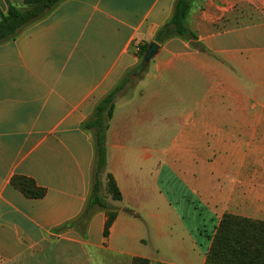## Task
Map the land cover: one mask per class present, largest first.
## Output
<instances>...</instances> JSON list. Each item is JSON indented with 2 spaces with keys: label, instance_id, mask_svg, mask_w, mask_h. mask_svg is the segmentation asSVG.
<instances>
[{
  "label": "crops",
  "instance_id": "obj_1",
  "mask_svg": "<svg viewBox=\"0 0 264 264\" xmlns=\"http://www.w3.org/2000/svg\"><path fill=\"white\" fill-rule=\"evenodd\" d=\"M175 1L64 0L0 43V264H205L224 215L264 222V0H191L204 52L174 37L132 76L105 136L115 219L106 238L104 210L76 222L93 162L81 126Z\"/></svg>",
  "mask_w": 264,
  "mask_h": 264
},
{
  "label": "trees",
  "instance_id": "obj_2",
  "mask_svg": "<svg viewBox=\"0 0 264 264\" xmlns=\"http://www.w3.org/2000/svg\"><path fill=\"white\" fill-rule=\"evenodd\" d=\"M62 1L64 0H23L21 6L9 4L6 12L0 13V43L13 40L22 29L46 16ZM190 7L191 0L175 1L171 18L155 33L154 42L157 45H161L171 38L180 37L191 42L198 51L204 52L202 45L197 42L196 35L187 28L185 23ZM147 46L145 44L138 47L139 61ZM135 70L128 72L115 87L105 94L95 106L91 117L81 126L83 130L89 131L92 135L93 162L90 194L76 222L85 225L94 208L104 210L107 217L103 230L105 238L108 236L116 212L101 196L102 177L105 178L106 194L113 201L121 200L120 192L112 176L105 173V136L113 115L115 99L134 83L135 79L132 77V73ZM11 185L25 197L31 199L41 198L45 192L42 188L37 187L32 180L24 177H13ZM73 224L74 222L67 223L60 230H66ZM132 264L150 263L145 259L134 258ZM205 264H264V222L224 215L213 235Z\"/></svg>",
  "mask_w": 264,
  "mask_h": 264
},
{
  "label": "water",
  "instance_id": "obj_3",
  "mask_svg": "<svg viewBox=\"0 0 264 264\" xmlns=\"http://www.w3.org/2000/svg\"><path fill=\"white\" fill-rule=\"evenodd\" d=\"M158 45L156 43H150L148 44L143 57L141 58L140 62H139V66L138 68L133 72L132 76L134 78H138L139 76H141L145 70L147 69L150 60L157 54L158 52Z\"/></svg>",
  "mask_w": 264,
  "mask_h": 264
},
{
  "label": "rangeland",
  "instance_id": "obj_4",
  "mask_svg": "<svg viewBox=\"0 0 264 264\" xmlns=\"http://www.w3.org/2000/svg\"><path fill=\"white\" fill-rule=\"evenodd\" d=\"M254 83L252 82V83H249V85H253ZM131 87V85L128 87V88H126V90L123 92V93H126V92H128V90H129V88ZM163 145L162 143H157V145ZM223 164V163H222ZM104 177H102V179H103ZM103 185V184H102ZM101 196L105 199V201H106V199L108 198V196L106 195V191H105V189H103V186H102V190H101Z\"/></svg>",
  "mask_w": 264,
  "mask_h": 264
}]
</instances>
